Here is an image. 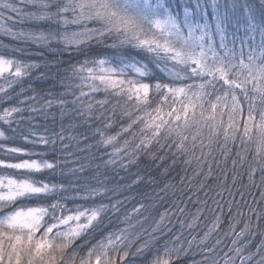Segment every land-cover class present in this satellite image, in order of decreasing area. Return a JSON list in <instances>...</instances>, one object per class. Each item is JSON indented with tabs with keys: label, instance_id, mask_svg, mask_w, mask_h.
<instances>
[{
	"label": "snow or ice",
	"instance_id": "snow-or-ice-1",
	"mask_svg": "<svg viewBox=\"0 0 264 264\" xmlns=\"http://www.w3.org/2000/svg\"><path fill=\"white\" fill-rule=\"evenodd\" d=\"M0 264H264V0H0Z\"/></svg>",
	"mask_w": 264,
	"mask_h": 264
},
{
	"label": "trees",
	"instance_id": "trees-1",
	"mask_svg": "<svg viewBox=\"0 0 264 264\" xmlns=\"http://www.w3.org/2000/svg\"><path fill=\"white\" fill-rule=\"evenodd\" d=\"M6 42V41H5ZM121 175H123V174H121Z\"/></svg>",
	"mask_w": 264,
	"mask_h": 264
}]
</instances>
